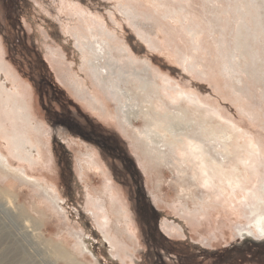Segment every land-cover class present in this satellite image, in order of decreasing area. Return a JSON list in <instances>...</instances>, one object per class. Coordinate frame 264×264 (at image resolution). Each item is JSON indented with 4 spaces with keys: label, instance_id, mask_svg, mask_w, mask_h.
<instances>
[{
    "label": "rangeland",
    "instance_id": "obj_1",
    "mask_svg": "<svg viewBox=\"0 0 264 264\" xmlns=\"http://www.w3.org/2000/svg\"><path fill=\"white\" fill-rule=\"evenodd\" d=\"M2 1L14 22L0 9V151L38 180L0 167V264H264L252 227L264 215V0ZM94 40L103 80L89 67ZM33 60L51 102L36 98ZM54 109L127 154L132 176ZM145 111L179 112L188 136L208 130L231 179L202 184L183 144L152 156ZM13 136L32 144L28 163Z\"/></svg>",
    "mask_w": 264,
    "mask_h": 264
},
{
    "label": "bare ground",
    "instance_id": "obj_2",
    "mask_svg": "<svg viewBox=\"0 0 264 264\" xmlns=\"http://www.w3.org/2000/svg\"><path fill=\"white\" fill-rule=\"evenodd\" d=\"M79 44H81V43L79 42ZM86 50H87V53L90 54L89 67L93 68V73L95 74L96 79L103 80V77H104V75H107V72H106V70H104V72L103 71L100 72L101 67L98 65V64H100V61H101L100 57H99L100 54H101V57L104 56V52H103L104 49H103L102 44L99 43V41L94 40V42L91 43L90 46L88 47V49H86ZM91 59H93V62H91ZM18 113H16V114L18 115ZM143 115L146 118L145 119L146 126H145L144 131H141V132L145 135L144 141H145V146L147 148V151H149L152 154V156L159 155L158 157H160L161 153H163V152H161L163 150V149H161V147L164 148V146L166 144H169V145L174 146V147L178 146V144H183L189 152V157L191 158V160H190L191 165L195 166L199 169V174L201 175L202 184L207 182L208 179L211 178V176L214 173H215L214 175L219 174L218 176L219 177L221 176L226 182H228L231 179V177H229L227 175V173L222 171V169L220 168L221 167L220 162L218 160H216L215 157L211 156L208 153V150L206 149L205 142L208 140V136L211 135L210 132H208V130H205V129L201 130L200 135L198 137L192 136V135L188 136V135L182 133L181 131H178L175 128V124L178 121L179 122L184 121L183 116L179 117V115H180L179 112H172L171 113V112L164 111L163 114H161V115L157 114V117L155 119L154 118L151 119V117H150L151 115L148 113V111H145ZM134 118H136V117H134ZM134 118H132V119H134ZM128 121H129V119H128ZM188 124H190V123L188 122ZM223 131H225V128L219 130L218 131L219 133H216V134H218L217 136L219 138V142H221V143L223 142V140H222ZM181 135H182V137H181ZM166 136H169V138L168 137L165 138ZM162 137L165 139H163ZM9 141H11L12 149H15V151L18 152V154H16V156H15L16 161H19V162L27 161V163H28L29 160L27 157H25V153H28L33 149V147L31 146L32 144L30 143V145H29L28 142L26 143L24 140H22L20 138V136H17V137L13 136ZM186 141H189L190 143L187 144ZM19 149H23V151H21ZM9 161L10 160L8 159V157L0 151V167L3 170H5L7 172L14 171L16 173V175L21 176L25 181H33L34 179L36 181L38 180L34 176L29 175L26 172L27 171L26 169L24 170V168L13 166L10 164ZM213 164H218L219 168H214L213 172L206 174L208 169H210V170L212 169ZM18 166H20V165H18ZM252 227L254 229H256L259 233L264 235V215L258 214L256 216V218L254 219V223H253ZM89 252H91V251L89 250Z\"/></svg>",
    "mask_w": 264,
    "mask_h": 264
},
{
    "label": "flooded vegetation",
    "instance_id": "obj_3",
    "mask_svg": "<svg viewBox=\"0 0 264 264\" xmlns=\"http://www.w3.org/2000/svg\"><path fill=\"white\" fill-rule=\"evenodd\" d=\"M10 4L8 3H4L2 0H0V9L1 11L4 13L5 17L3 18V25L8 27V25H12L14 22V13H10L9 8ZM14 12V11H13ZM8 31V30H7ZM11 34V35H10ZM13 32L9 33L8 36L10 37L11 41L13 42V44L17 45L18 47H16V50H19V47L21 48H26L22 39L19 37H14ZM23 52V50H21V53ZM18 51V55L21 58H24L26 60H30L27 55L25 54H21ZM31 65V66H30ZM30 69H31V74L34 76L35 79V84H33V88L35 87L36 90L34 89V92L36 93V98L37 100L39 98H43L45 97V99H47L48 102H51L52 100V90L49 87V85L47 84V82L45 81V78L43 77V74L41 73V71H38V65L36 63V61L33 60V62L31 61V63H29ZM36 85V86H35ZM49 113H51V115H53V117L55 118L54 121H56L57 123L63 125L67 132L73 136H75L78 139H82L85 140L86 142H89L90 145L94 146L98 152L99 155H107L110 159H113L115 161L116 158H118L120 161H122L123 164H125V168H126V172L129 174V176H132V172H134L131 168H130V164H131V159L127 154H122L123 152H120V150L116 147H114L112 144L108 143L106 140H104L103 138L92 134L80 121V118L75 115V114H71L69 111L64 110L63 113L61 111H59V109H54L51 110ZM127 164V166H126ZM130 169V170H129ZM143 232L146 231L145 227H142Z\"/></svg>",
    "mask_w": 264,
    "mask_h": 264
}]
</instances>
